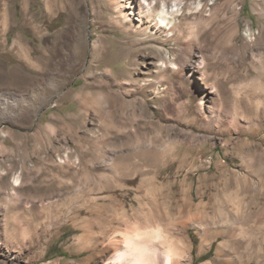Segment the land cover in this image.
<instances>
[{"label":"rangeland","instance_id":"rangeland-1","mask_svg":"<svg viewBox=\"0 0 264 264\" xmlns=\"http://www.w3.org/2000/svg\"><path fill=\"white\" fill-rule=\"evenodd\" d=\"M113 1L0 0V264H104L187 188L212 219L239 175L264 187V0L179 1L180 42ZM138 139L158 147L140 172Z\"/></svg>","mask_w":264,"mask_h":264},{"label":"bare ground","instance_id":"bare-ground-1","mask_svg":"<svg viewBox=\"0 0 264 264\" xmlns=\"http://www.w3.org/2000/svg\"><path fill=\"white\" fill-rule=\"evenodd\" d=\"M179 1L184 0H175L174 5L172 3L169 5L166 0H151V2L149 0H128V7H137L141 19L145 18V22L156 28L161 36L165 34L163 35L165 36L164 41L171 39L180 42L176 36L180 37L183 33L179 29V23L175 21L177 16H183V13L180 14ZM122 2V0H115L112 6L116 13L127 20L136 13L132 9L125 11L126 7ZM152 2L155 4L152 5ZM196 5L193 9L201 8L203 0H199ZM127 22L123 23L127 24ZM119 23L121 22L116 21L117 27L121 25ZM140 28L137 25L136 30ZM182 65L191 66L188 63ZM199 106L201 113L204 114L203 103L201 102ZM96 139L97 142L100 141ZM162 141V137L156 134L151 143L154 142L156 146H158L157 143L161 144L159 147L163 150L162 146L165 144L161 143ZM135 143L137 147L128 148L127 165L137 172L155 167L158 147L153 145V147L146 148L141 139ZM182 143L179 141L178 145ZM262 156L264 159V154ZM136 158L137 160H133ZM121 172L120 170V174ZM39 181L42 182V180ZM235 181V186L224 189L222 195L225 203L220 204V208L216 210L212 219H208L210 211H208V204L202 199L204 194L202 189L197 192L198 197L201 198L199 203H195L193 193L188 191V188L185 189L184 202L177 205L174 217L168 218L162 215L159 218L156 217L157 219L146 221L143 227L140 226L141 228L133 224L126 229L124 237L111 238L107 251L113 249L115 258L111 261L109 259L104 264H192L193 240L188 235V226L194 229L201 240L200 257L209 252L217 242L216 263L264 264L262 248L264 244V202L259 201L264 199V187L259 180L251 179L248 175H239ZM18 185L19 179L15 178L14 186ZM261 237L263 238L259 240L258 238ZM207 264L213 263L209 260Z\"/></svg>","mask_w":264,"mask_h":264},{"label":"crops","instance_id":"crops-1","mask_svg":"<svg viewBox=\"0 0 264 264\" xmlns=\"http://www.w3.org/2000/svg\"><path fill=\"white\" fill-rule=\"evenodd\" d=\"M0 23H2V22L0 21ZM0 72H1V67H0Z\"/></svg>","mask_w":264,"mask_h":264}]
</instances>
